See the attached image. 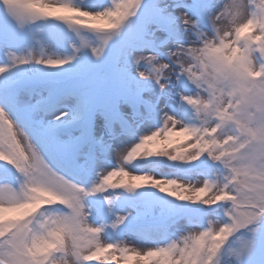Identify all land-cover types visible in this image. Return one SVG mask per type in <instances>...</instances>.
<instances>
[{"label": "snow or ice", "instance_id": "1", "mask_svg": "<svg viewBox=\"0 0 264 264\" xmlns=\"http://www.w3.org/2000/svg\"><path fill=\"white\" fill-rule=\"evenodd\" d=\"M0 264H264V0H0Z\"/></svg>", "mask_w": 264, "mask_h": 264}, {"label": "rangeland", "instance_id": "2", "mask_svg": "<svg viewBox=\"0 0 264 264\" xmlns=\"http://www.w3.org/2000/svg\"><path fill=\"white\" fill-rule=\"evenodd\" d=\"M129 242H132V238H129Z\"/></svg>", "mask_w": 264, "mask_h": 264}]
</instances>
